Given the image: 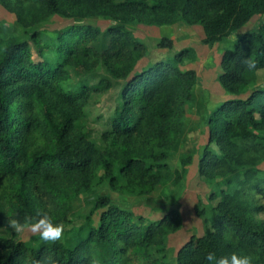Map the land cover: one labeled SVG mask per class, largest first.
I'll return each mask as SVG.
<instances>
[{"label": "trees", "instance_id": "trees-1", "mask_svg": "<svg viewBox=\"0 0 264 264\" xmlns=\"http://www.w3.org/2000/svg\"><path fill=\"white\" fill-rule=\"evenodd\" d=\"M17 1L0 4L21 24L30 19L35 26L53 15L83 20L124 14L131 22L178 17L198 23L208 45L254 16L263 19L223 52L218 81L230 97L208 116L198 164L199 175L222 188L196 210L207 231L191 237L174 262L151 253L178 229L175 211L149 221L101 198L64 237L56 232L22 241L14 228L79 219H72L69 202L101 170L113 183L119 175L145 185L163 180L184 105L193 97L195 71L179 66L186 53L131 74L123 65L127 56L134 51L143 57L146 48L121 23L99 31L73 22L52 36L37 31L22 41L0 23V264H264V221L254 216L261 206L253 197L264 196V84H256L264 68V0ZM100 68L121 84L107 128L94 138L87 108L110 86Z\"/></svg>", "mask_w": 264, "mask_h": 264}, {"label": "rangeland", "instance_id": "rangeland-1", "mask_svg": "<svg viewBox=\"0 0 264 264\" xmlns=\"http://www.w3.org/2000/svg\"><path fill=\"white\" fill-rule=\"evenodd\" d=\"M17 3V0H9ZM17 5H19L17 3ZM263 17L254 16L242 28L232 33L221 42L208 45L204 43L202 27L196 24H188L180 18L170 21L131 22L124 14H119L117 19L108 15L90 16L83 20L66 18L62 15L50 16L47 21L37 25H31L27 19L25 24L18 21L16 12L6 10L0 4V23L6 27V31L18 41L26 40L30 34L41 31L48 35L63 29L73 22L89 23L99 31H104L110 26L121 23L130 33L131 37L142 43L146 48V55L138 57L133 51L127 56L123 65L130 68V73L138 72L158 59H170L175 54L183 51L184 55L180 68L182 70H194L196 80L193 86V97L184 105L181 120V134L176 149L171 150L165 161L167 170L163 174V180L158 184H143L134 176L119 175L118 180H110L104 171H99L90 182L81 185L75 192L74 198L69 202L72 207L71 223L57 225L32 223L29 225H16L14 233L16 239L27 241L33 236L58 232L64 237L67 231L81 224L95 205V201L101 198L108 200L132 213L134 216L145 218L149 221H157L170 211L177 212L179 227L175 232H168L164 238L163 246L152 249V255L157 260L165 259L174 262L179 249L189 241L191 237H200L205 234L208 226L204 217L196 214V210L207 207L212 202L210 196L217 194L222 188L218 181H207L199 175L198 164L203 149L208 142L209 125L208 116L216 104L228 99L230 96L221 87L218 77L221 74V58L224 50L232 48L235 40L242 33L256 28ZM164 42L167 46L161 45ZM169 43H168V42ZM108 77L110 86L108 89L94 97L87 108L92 137L98 138L100 133L107 128V119L113 113L118 102L120 88L119 80L109 76L104 68L99 70ZM108 75V76H107ZM256 84H264V68L257 70ZM190 158V162L187 160ZM264 169V163L259 166ZM111 175H117V170ZM257 206L261 209L255 211V218L264 221V196L253 194ZM95 212L93 218H97ZM71 219V218H70ZM163 248V252L161 249Z\"/></svg>", "mask_w": 264, "mask_h": 264}]
</instances>
